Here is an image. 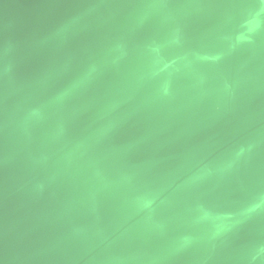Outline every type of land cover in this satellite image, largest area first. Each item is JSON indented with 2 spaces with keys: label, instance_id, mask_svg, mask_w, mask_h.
I'll return each instance as SVG.
<instances>
[{
  "label": "water",
  "instance_id": "water-1",
  "mask_svg": "<svg viewBox=\"0 0 264 264\" xmlns=\"http://www.w3.org/2000/svg\"><path fill=\"white\" fill-rule=\"evenodd\" d=\"M0 264H264V0H0Z\"/></svg>",
  "mask_w": 264,
  "mask_h": 264
}]
</instances>
